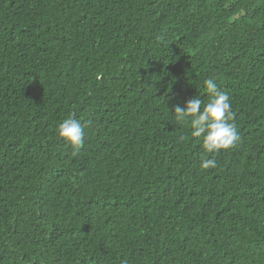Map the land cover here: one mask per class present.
Returning a JSON list of instances; mask_svg holds the SVG:
<instances>
[{"label":"trees","instance_id":"1","mask_svg":"<svg viewBox=\"0 0 264 264\" xmlns=\"http://www.w3.org/2000/svg\"><path fill=\"white\" fill-rule=\"evenodd\" d=\"M208 78L239 139L205 170L174 109ZM0 264H264V0H0Z\"/></svg>","mask_w":264,"mask_h":264},{"label":"clouds","instance_id":"2","mask_svg":"<svg viewBox=\"0 0 264 264\" xmlns=\"http://www.w3.org/2000/svg\"><path fill=\"white\" fill-rule=\"evenodd\" d=\"M204 88L209 100L203 108L201 99L197 97L189 100L185 107L176 106L174 116L178 122L190 121L191 136L202 138V149L211 157L201 162V168L207 170L217 167L215 155L234 146L239 136L235 124L231 122L229 94L220 89L213 78L204 81ZM56 134L76 151L84 143V126L75 114L58 124Z\"/></svg>","mask_w":264,"mask_h":264}]
</instances>
